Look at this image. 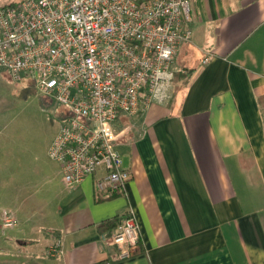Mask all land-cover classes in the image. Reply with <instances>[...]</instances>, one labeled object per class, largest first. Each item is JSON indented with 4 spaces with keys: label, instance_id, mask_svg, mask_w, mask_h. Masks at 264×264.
I'll return each mask as SVG.
<instances>
[{
    "label": "crops",
    "instance_id": "crops-1",
    "mask_svg": "<svg viewBox=\"0 0 264 264\" xmlns=\"http://www.w3.org/2000/svg\"><path fill=\"white\" fill-rule=\"evenodd\" d=\"M190 15L171 100L114 125L124 192L99 193L102 172L76 188L14 175L9 264H264V0H191ZM128 215L141 239L120 261L104 239Z\"/></svg>",
    "mask_w": 264,
    "mask_h": 264
},
{
    "label": "built area",
    "instance_id": "built-area-1",
    "mask_svg": "<svg viewBox=\"0 0 264 264\" xmlns=\"http://www.w3.org/2000/svg\"><path fill=\"white\" fill-rule=\"evenodd\" d=\"M190 2L24 0L0 8V70L14 81L33 80L65 110L48 154L68 187L102 172L99 193L110 198L124 192L132 174L116 149L114 125L171 100L173 64L192 39ZM2 220L3 231L17 226L9 210ZM140 239L128 215L104 242L123 261ZM47 254L63 255L61 241Z\"/></svg>",
    "mask_w": 264,
    "mask_h": 264
},
{
    "label": "rangeland",
    "instance_id": "rangeland-1",
    "mask_svg": "<svg viewBox=\"0 0 264 264\" xmlns=\"http://www.w3.org/2000/svg\"><path fill=\"white\" fill-rule=\"evenodd\" d=\"M64 113L55 98L36 89L33 80L14 81L0 70V264L18 256L15 246L5 242L13 239L15 228L3 231L1 227L2 212L13 211L12 179L14 175L34 178L42 169L60 175V165L48 152Z\"/></svg>",
    "mask_w": 264,
    "mask_h": 264
},
{
    "label": "trees",
    "instance_id": "trees-1",
    "mask_svg": "<svg viewBox=\"0 0 264 264\" xmlns=\"http://www.w3.org/2000/svg\"><path fill=\"white\" fill-rule=\"evenodd\" d=\"M175 80H176V76H175ZM115 221H116V220H111V221H109V222H107V223H105V224H102L101 226L104 227V228H106L107 226L114 225V224H110V223H114ZM115 225H117V224H115ZM120 225H121V224H120ZM120 225H119V226H120ZM119 226L116 227V230L119 228ZM114 232H115V231L109 233L107 236H111Z\"/></svg>",
    "mask_w": 264,
    "mask_h": 264
}]
</instances>
